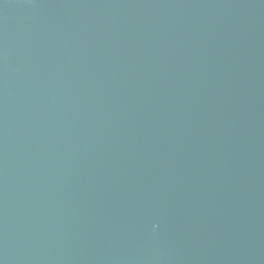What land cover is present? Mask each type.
I'll return each instance as SVG.
<instances>
[{"label": "water", "instance_id": "1", "mask_svg": "<svg viewBox=\"0 0 264 264\" xmlns=\"http://www.w3.org/2000/svg\"><path fill=\"white\" fill-rule=\"evenodd\" d=\"M0 264H264V0H0Z\"/></svg>", "mask_w": 264, "mask_h": 264}]
</instances>
